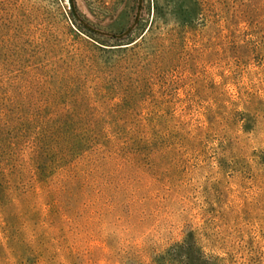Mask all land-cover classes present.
Instances as JSON below:
<instances>
[{"label": "rangeland", "instance_id": "374dc122", "mask_svg": "<svg viewBox=\"0 0 264 264\" xmlns=\"http://www.w3.org/2000/svg\"><path fill=\"white\" fill-rule=\"evenodd\" d=\"M0 163L39 264H264V0H0Z\"/></svg>", "mask_w": 264, "mask_h": 264}, {"label": "trees", "instance_id": "16d2710c", "mask_svg": "<svg viewBox=\"0 0 264 264\" xmlns=\"http://www.w3.org/2000/svg\"><path fill=\"white\" fill-rule=\"evenodd\" d=\"M12 175L10 172V167L2 165L0 163V196L2 198L3 205L6 204L5 212H0L2 223L0 224V229L2 232V237L0 238V264H21L17 260L15 253L14 244L16 243L18 233H22L24 236V246L28 253L24 264H39V260L36 257L37 253L31 249L32 239L27 234L23 233V228L20 221V213L16 210V203L13 201L15 192L20 190L23 191L27 183L21 181L19 178ZM11 183V184H10ZM17 207V206H16ZM12 229L14 231L12 232ZM26 236V237H25ZM161 261L169 262L170 264H210L212 259L217 260L218 257H206L203 251L199 250L196 244H178L172 250L169 251V254L166 256H159ZM169 260V261H168Z\"/></svg>", "mask_w": 264, "mask_h": 264}]
</instances>
